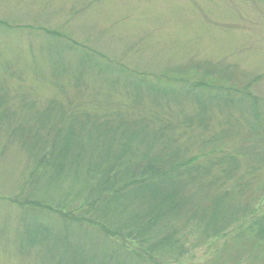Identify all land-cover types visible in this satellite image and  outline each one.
Masks as SVG:
<instances>
[{
  "label": "rangeland",
  "instance_id": "obj_1",
  "mask_svg": "<svg viewBox=\"0 0 264 264\" xmlns=\"http://www.w3.org/2000/svg\"><path fill=\"white\" fill-rule=\"evenodd\" d=\"M233 85L236 96L214 97ZM243 92L251 98L237 104ZM51 100L101 120L167 128L177 146L171 154L198 157L203 176L254 212L227 237L205 241L194 229L178 260L152 259L137 240L92 225L81 232L124 245L145 264H234L244 250L242 264H264V244L250 230L251 219L264 214V165L254 156L264 145L255 149L249 139L251 124L264 132V0H0V264H57L58 256L23 240L24 219L35 215L48 226L56 217L26 203L21 187L33 161L13 135L26 106ZM86 211L74 214L84 218ZM85 246L98 249L93 239ZM99 250L110 251L104 242ZM106 259L139 264L122 255Z\"/></svg>",
  "mask_w": 264,
  "mask_h": 264
},
{
  "label": "trees",
  "instance_id": "obj_2",
  "mask_svg": "<svg viewBox=\"0 0 264 264\" xmlns=\"http://www.w3.org/2000/svg\"><path fill=\"white\" fill-rule=\"evenodd\" d=\"M239 88L221 86L214 97L220 99L223 91L226 100L238 94ZM246 93L237 96V104L251 98ZM25 113L27 116L13 131L33 161L21 193H26V203L54 212L57 219L48 226L35 215L24 219L23 240L28 247L40 252L43 248L58 256L57 264H108L106 258L114 255L145 264L142 256L126 246H115L90 230L81 232L87 224L110 237L137 240L152 259L160 256L178 260L189 251L186 243L195 230L205 241L227 237L233 227H241L254 213L248 203L230 202L232 196L222 191L223 184H217L215 177L209 180L203 176L198 157L181 159L171 154V148L177 146H173L176 140L165 134L167 128L156 129L136 120H101L97 112L67 109L57 100L43 108L28 105ZM255 131L251 124L250 145L260 149L264 132ZM254 156L264 165V154ZM236 192L242 196L243 185ZM48 200H57L59 207L45 204ZM86 208L88 216L75 215ZM250 222L251 236L264 244V214ZM108 223H114L113 228L105 226ZM91 239L98 246L95 251L85 246ZM103 242L109 247L107 254L99 250ZM244 253L234 264H242ZM99 255L104 259L100 263L95 260Z\"/></svg>",
  "mask_w": 264,
  "mask_h": 264
},
{
  "label": "bare ground",
  "instance_id": "obj_3",
  "mask_svg": "<svg viewBox=\"0 0 264 264\" xmlns=\"http://www.w3.org/2000/svg\"><path fill=\"white\" fill-rule=\"evenodd\" d=\"M23 186H24V185H22V187H23ZM22 187H21V188H22Z\"/></svg>",
  "mask_w": 264,
  "mask_h": 264
}]
</instances>
